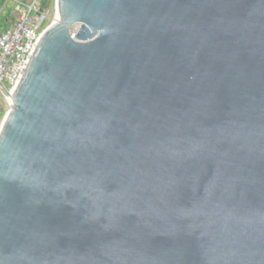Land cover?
Masks as SVG:
<instances>
[{"label": "water", "instance_id": "1", "mask_svg": "<svg viewBox=\"0 0 264 264\" xmlns=\"http://www.w3.org/2000/svg\"><path fill=\"white\" fill-rule=\"evenodd\" d=\"M0 128V264H264V0H55Z\"/></svg>", "mask_w": 264, "mask_h": 264}, {"label": "built area", "instance_id": "2", "mask_svg": "<svg viewBox=\"0 0 264 264\" xmlns=\"http://www.w3.org/2000/svg\"><path fill=\"white\" fill-rule=\"evenodd\" d=\"M17 4L21 9L20 15L10 26L0 31V85L12 93L24 73L26 63L41 33L39 29L47 17L46 13L39 9V0H32L28 7L22 3ZM56 21L55 14L50 26ZM47 28L48 26L44 30Z\"/></svg>", "mask_w": 264, "mask_h": 264}, {"label": "rangeland", "instance_id": "3", "mask_svg": "<svg viewBox=\"0 0 264 264\" xmlns=\"http://www.w3.org/2000/svg\"><path fill=\"white\" fill-rule=\"evenodd\" d=\"M43 1L44 0H39V9L40 11L45 12L47 17L46 20L43 21L45 24L43 23L39 29V32L44 30L45 27H49L55 17V0H52L50 4H47V8H43ZM31 2L32 0H0V31L10 26L12 22L20 15L21 9L17 3H22L23 6L26 5L28 7L30 6ZM4 89L7 91V93H9V90L6 88ZM9 111V99L2 94L0 89V127Z\"/></svg>", "mask_w": 264, "mask_h": 264}, {"label": "trees", "instance_id": "4", "mask_svg": "<svg viewBox=\"0 0 264 264\" xmlns=\"http://www.w3.org/2000/svg\"><path fill=\"white\" fill-rule=\"evenodd\" d=\"M51 1H52V0H44V1H43V8H44V7L47 8L46 5H47V4H50Z\"/></svg>", "mask_w": 264, "mask_h": 264}, {"label": "bare ground", "instance_id": "5", "mask_svg": "<svg viewBox=\"0 0 264 264\" xmlns=\"http://www.w3.org/2000/svg\"><path fill=\"white\" fill-rule=\"evenodd\" d=\"M50 27V26H49ZM9 94L11 95L12 94V91H10L9 92ZM9 99V104H11V100H10V98H8ZM1 128V127H0Z\"/></svg>", "mask_w": 264, "mask_h": 264}]
</instances>
